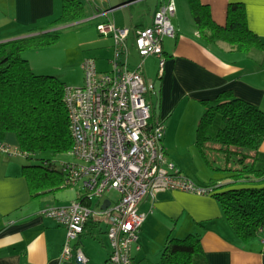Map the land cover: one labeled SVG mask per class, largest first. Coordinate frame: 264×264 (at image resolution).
Returning a JSON list of instances; mask_svg holds the SVG:
<instances>
[{"label": "crops", "instance_id": "obj_1", "mask_svg": "<svg viewBox=\"0 0 264 264\" xmlns=\"http://www.w3.org/2000/svg\"><path fill=\"white\" fill-rule=\"evenodd\" d=\"M81 1L84 18L97 21L96 26L102 21H110L117 28L137 30L148 27L156 8L168 0ZM170 1L175 9L171 24L176 36L162 42L161 58L164 65L161 74H158L159 59L151 56L144 61L142 77L154 86L155 95L147 99L157 107L155 117L164 125L161 144L165 156L174 159L176 153L165 147L164 142L175 131L176 119H170L179 108L189 112L188 126L192 135L203 112L200 102L212 101L222 92L230 91L234 97L264 112V55L256 49L246 53L236 52L223 42L201 43L196 35L188 0ZM199 2L208 6L212 20L218 25L225 22L228 4L242 3L248 29L264 42V0ZM61 4V0H0V43L53 30L48 29V24L60 15ZM100 13L105 15L98 16ZM91 44L94 51H101L95 52V55L105 50L110 52L107 59L103 60L110 69L111 39H97ZM41 50L22 53L36 75H43L37 73L44 68L32 56ZM133 58L136 64H131ZM129 64L132 68L138 64V57L131 45ZM167 119L168 122L170 120L168 126L164 123ZM0 143L12 150L18 149V141L13 133L0 137ZM258 152L264 155V139ZM23 157L0 152V264H63L59 255L65 230L52 219L39 214V211L44 206L64 205L77 199L80 188L67 187L33 198L22 174V168L26 165ZM175 167L197 185L214 181L218 186H223L230 182L225 174L209 177L207 182H203L205 175L197 176L179 162H176ZM138 211L146 217L138 234V249L132 250L133 264H155L169 237L183 238L189 234L199 236L207 264H264V242L261 236L258 234L245 242L240 241L212 195L159 192L153 200L145 198ZM85 236H91L93 240H83ZM71 245L85 255L87 264H102L109 254L105 227L95 223H88L83 234Z\"/></svg>", "mask_w": 264, "mask_h": 264}, {"label": "built area", "instance_id": "obj_2", "mask_svg": "<svg viewBox=\"0 0 264 264\" xmlns=\"http://www.w3.org/2000/svg\"><path fill=\"white\" fill-rule=\"evenodd\" d=\"M174 10L172 1L161 3L150 25L143 29L117 28L110 21L99 23V36L112 41L110 69L100 72L94 59L85 58L80 64L82 86L63 89L72 144L66 153L70 160L62 161L59 168L63 184H79L85 197L64 205L44 206L39 211L65 230L59 255L63 264L88 263L85 255L71 245L88 223L105 227L109 254L102 264H133L132 250L138 249V234L146 217L138 209L145 198L153 200L164 191L197 196L213 193L212 187L195 184L167 159L161 144L163 122L152 119L147 101L155 92L153 84L142 77L143 64L148 57L158 58L161 74L162 42L176 36L171 24ZM130 45L138 57L133 68L129 64ZM0 152L23 156L18 149L2 143ZM109 193L116 197H105ZM105 200L109 204L101 209ZM258 234L264 242V227Z\"/></svg>", "mask_w": 264, "mask_h": 264}, {"label": "trees", "instance_id": "obj_3", "mask_svg": "<svg viewBox=\"0 0 264 264\" xmlns=\"http://www.w3.org/2000/svg\"><path fill=\"white\" fill-rule=\"evenodd\" d=\"M61 1L60 15L48 24V29L84 18L81 0ZM188 5L201 43L223 42L236 52L256 49L264 55V42L248 29L242 3L227 5L223 25L212 20L208 6L199 0H188ZM58 34L57 30H51L0 43V137L13 133L25 159L44 152L62 156L71 148L62 101L65 85L55 77L34 74L22 57L25 51L54 44ZM200 103L203 112L196 125L194 145L208 167L224 172L230 181L223 186L214 181L206 185L213 188L212 197L220 204L235 235L245 242L264 227V155L258 152L264 139V112L234 97L230 91ZM150 106L152 119H156L157 107ZM208 150L224 154L223 167L212 168L206 156ZM230 156H234V163H229ZM39 160V164H26L22 168L31 196L40 197L67 188L59 168L62 161L57 165L51 160ZM84 197L80 188L77 199L82 201ZM155 264H207L199 236L169 237Z\"/></svg>", "mask_w": 264, "mask_h": 264}, {"label": "rangeland", "instance_id": "obj_4", "mask_svg": "<svg viewBox=\"0 0 264 264\" xmlns=\"http://www.w3.org/2000/svg\"><path fill=\"white\" fill-rule=\"evenodd\" d=\"M175 1V0H173ZM101 22V21H99ZM103 22V21H102ZM97 21L81 19L79 21L69 23L54 28L53 30L58 31L57 41L45 48H41V52L37 55L32 56L37 62H41L39 66L44 69L37 74H43L45 76H52L57 78L67 87H80L83 84V73L80 69V64L85 58L96 59V68L100 72H106L109 66L106 61L109 55V51H102V54L95 55L91 44L97 41V39H105L107 37L99 36L96 30ZM96 46V45H95ZM101 52V51H100ZM111 55V54H110ZM98 56V57H97ZM98 58V59H97ZM136 64L135 58L131 59V64ZM36 74V73H35ZM177 110L175 115L171 117V121L176 119L175 131H172L173 135L167 139L165 147L171 148L176 155L174 159H167L176 166V162L181 163L185 168L193 172L197 176H206L205 181L207 182L209 177L219 176V174H225L224 172L215 171L208 167L197 148L194 145L195 129H190L189 121L190 115L185 109ZM157 110V109H156ZM180 111V112H178ZM182 111V112H181ZM156 115V112H155ZM168 119L164 121L165 125L170 124ZM172 124V122H171ZM174 125V124H173ZM191 130V131H190ZM207 159L209 160L212 168L223 167L224 154L216 151L208 150L206 152ZM24 159V163L28 165H36L41 163L39 159H47L56 162L57 165L61 161L70 160L66 155L62 156H52L49 152L38 153L31 159ZM176 160V161H175ZM234 156L229 157V163H234ZM208 184V183H207ZM75 187H81L79 184L71 186L73 189ZM105 197L115 198V193H109ZM104 238V235H101ZM93 240L91 236H85L83 240Z\"/></svg>", "mask_w": 264, "mask_h": 264}, {"label": "water", "instance_id": "obj_5", "mask_svg": "<svg viewBox=\"0 0 264 264\" xmlns=\"http://www.w3.org/2000/svg\"><path fill=\"white\" fill-rule=\"evenodd\" d=\"M109 204L108 200L103 201L102 205H101V209H105V207H107ZM65 264H80L79 262H74V263H65Z\"/></svg>", "mask_w": 264, "mask_h": 264}]
</instances>
